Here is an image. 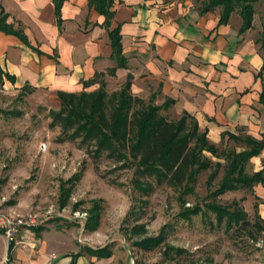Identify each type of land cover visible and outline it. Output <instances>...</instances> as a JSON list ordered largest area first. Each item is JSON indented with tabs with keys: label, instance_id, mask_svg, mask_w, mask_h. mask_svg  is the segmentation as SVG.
<instances>
[{
	"label": "rangeland",
	"instance_id": "rangeland-1",
	"mask_svg": "<svg viewBox=\"0 0 264 264\" xmlns=\"http://www.w3.org/2000/svg\"><path fill=\"white\" fill-rule=\"evenodd\" d=\"M130 56L140 55L125 56V66L112 76L106 73L107 67L97 71L104 73L100 80L107 94L118 91L128 74L129 93L144 105L150 97L156 105L171 99L161 95L156 80L133 75L137 63ZM172 104L158 111L169 121L185 111L178 112ZM57 108L53 94L45 90L20 89L0 82V212H11L26 223L32 222L30 231L38 226L53 228L61 236V250L86 244L107 245L114 250L119 264H264V192L256 187L259 183L250 189L226 190L213 196L221 171L207 184L208 169L196 176L191 193L183 195L180 189L152 183L153 190L141 195L132 182V167L114 168L115 164L104 155L93 161L74 143L55 141L60 131L57 126H48V111ZM233 134H244V130L236 127ZM213 143L235 151L243 148L225 136ZM204 154L223 163L221 158ZM252 157L247 174L257 171ZM74 176L76 179H71ZM215 205L243 211L251 225L236 228L228 224L225 214L218 219L209 207ZM194 207L198 209L195 214L183 215ZM94 209L97 223L92 231L96 233L88 239L83 236L89 232L84 223L95 216ZM134 224H143L144 232L132 231ZM160 232L163 242L156 247L142 250L135 245Z\"/></svg>",
	"mask_w": 264,
	"mask_h": 264
},
{
	"label": "crops",
	"instance_id": "crops-1",
	"mask_svg": "<svg viewBox=\"0 0 264 264\" xmlns=\"http://www.w3.org/2000/svg\"><path fill=\"white\" fill-rule=\"evenodd\" d=\"M203 1L114 0L112 25L120 23L122 52L140 55L130 56L137 63L133 75L156 80L161 95L173 99L178 112L193 115L209 140L216 142L222 131L235 133L239 126L264 139V100L259 102L264 71L254 77L262 63L257 40L264 29V1L253 3L250 27L243 32H238L241 19L235 10L217 25L219 7L200 13ZM0 6L7 21L19 24L40 51L0 32V68L13 77L12 82L2 77L3 84L45 90L58 105L55 91H79L82 80L111 66L106 32L91 25L102 16L88 12L86 0L62 3L60 31L50 0H0ZM85 19L89 25L83 32ZM251 162L254 170L264 166V147ZM256 187L264 192L260 184ZM56 233L53 228L31 230L13 244L0 231V264H119L114 250L106 258L94 257L83 246L61 250ZM93 233L83 236L89 239Z\"/></svg>",
	"mask_w": 264,
	"mask_h": 264
},
{
	"label": "trees",
	"instance_id": "trees-1",
	"mask_svg": "<svg viewBox=\"0 0 264 264\" xmlns=\"http://www.w3.org/2000/svg\"><path fill=\"white\" fill-rule=\"evenodd\" d=\"M53 6L55 24L60 31V8L65 0H50ZM257 0H204L201 2L199 12L211 11L219 7L217 25L225 23L230 12L236 11L241 19L238 32H243L250 27L253 14V3ZM264 1V0H263ZM114 0H86L87 11H94L102 16L98 25L106 32L110 47L109 58L112 65L106 68L108 75H114L117 68L125 66L126 57L122 52L120 23L112 25L114 15ZM8 14L0 6V32L17 37V39L37 53L39 50L31 46L18 24L14 26L7 21ZM89 22H83L82 31L85 32ZM259 49L261 51V67L254 75L260 76L264 71V30L260 35ZM103 72H94L92 77L81 81V90L66 92L57 90L58 108L49 110V127L57 126L59 134L56 142H72L77 148L93 160L106 156L115 164L114 168H133L132 182L141 195H147L153 190V184H164L174 189H180L185 195L193 191L196 176L201 172L211 169L206 183L212 181L219 170L221 177L213 196L226 190L238 188L250 189L255 184L264 187V167L250 174L246 172L249 158L257 155L264 146V139H256L249 134H233L228 131L221 133L223 137L242 145V149L235 151L229 147H219L206 138L205 129L200 130L195 119L183 111L175 121H169L161 116L158 111L165 109L173 103L166 98L161 104H153L154 97H150L144 105L141 100L129 93L130 76L127 74L122 87L118 91L107 94L104 83L100 77ZM4 77L9 82L13 77L0 68V82ZM98 80V81H97ZM98 85L86 91L84 88L97 83ZM20 89H32L24 84ZM264 100V93H259V102ZM204 152L213 157L223 159V163L212 161ZM94 169L97 170L96 166ZM71 179H76L74 176ZM210 184V183H209ZM218 219L225 214L228 224L236 225V228L249 227L251 223L245 218L241 210H225L218 205L209 206ZM96 209L89 221H85L84 228L92 231L96 227ZM197 208L185 210L183 215L195 214ZM35 230L43 229L38 226ZM132 231L144 232L143 224H134ZM163 242V234L142 238L135 245L142 250H149ZM87 253L96 258H106L111 254L107 245L95 248L82 247ZM170 249V248H168ZM79 253L72 255L71 263Z\"/></svg>",
	"mask_w": 264,
	"mask_h": 264
},
{
	"label": "built area",
	"instance_id": "built-area-1",
	"mask_svg": "<svg viewBox=\"0 0 264 264\" xmlns=\"http://www.w3.org/2000/svg\"><path fill=\"white\" fill-rule=\"evenodd\" d=\"M29 223L24 222L11 212H0V231L13 244H20L22 238L29 233V227L33 226L32 222Z\"/></svg>",
	"mask_w": 264,
	"mask_h": 264
}]
</instances>
